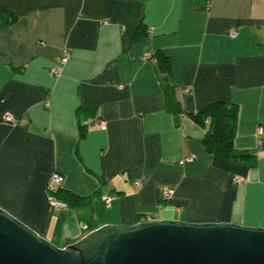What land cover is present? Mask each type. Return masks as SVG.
Returning a JSON list of instances; mask_svg holds the SVG:
<instances>
[{"label":"crops","instance_id":"1","mask_svg":"<svg viewBox=\"0 0 264 264\" xmlns=\"http://www.w3.org/2000/svg\"><path fill=\"white\" fill-rule=\"evenodd\" d=\"M215 102L254 166L187 117ZM53 173L91 203L50 208ZM0 208L59 248L155 219L264 228V0H0Z\"/></svg>","mask_w":264,"mask_h":264},{"label":"water","instance_id":"2","mask_svg":"<svg viewBox=\"0 0 264 264\" xmlns=\"http://www.w3.org/2000/svg\"><path fill=\"white\" fill-rule=\"evenodd\" d=\"M0 264H264V228L155 219L59 248L0 208Z\"/></svg>","mask_w":264,"mask_h":264},{"label":"trees","instance_id":"3","mask_svg":"<svg viewBox=\"0 0 264 264\" xmlns=\"http://www.w3.org/2000/svg\"><path fill=\"white\" fill-rule=\"evenodd\" d=\"M158 65L162 73L167 75L170 71V59L158 53ZM206 130L204 143L209 153L214 156L231 159L237 162L250 163L254 166L256 159L248 153H238L234 148V139L237 129L238 107L225 102H215L202 108L198 113L187 116ZM59 200H63L68 206L90 204V198H81L69 192L59 190L56 194ZM166 201L159 197L161 206Z\"/></svg>","mask_w":264,"mask_h":264},{"label":"built area","instance_id":"4","mask_svg":"<svg viewBox=\"0 0 264 264\" xmlns=\"http://www.w3.org/2000/svg\"><path fill=\"white\" fill-rule=\"evenodd\" d=\"M70 58H71L70 52L68 50H65L63 58L59 64V66L52 71V75L54 77L59 78L61 76L62 68H63V66H65L68 63ZM189 92H190V90H186V93H189ZM5 121L8 123H12L13 117L8 115L5 117ZM99 125L101 127H105L106 123L101 122ZM189 161H192V160H189ZM184 163L185 162H182L181 164H184ZM64 181H65L64 177L59 173H53L49 179V182L47 185V193H48L49 206L52 209L61 210V209H67L68 208V204L64 201L59 200L56 196V194L59 192V190L62 189ZM235 182L240 183L241 181L236 180ZM171 196H172V192H170L169 190H161L160 191V198L164 201L169 199ZM111 201H112V199L109 197L104 198V202H105L107 207H110ZM160 207H161V205H160Z\"/></svg>","mask_w":264,"mask_h":264}]
</instances>
